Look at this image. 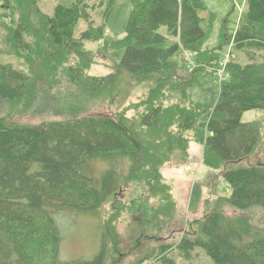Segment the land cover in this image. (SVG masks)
<instances>
[{"label":"trees","instance_id":"16d2710c","mask_svg":"<svg viewBox=\"0 0 264 264\" xmlns=\"http://www.w3.org/2000/svg\"><path fill=\"white\" fill-rule=\"evenodd\" d=\"M118 1L58 0L47 13L42 0H0V264H179L178 258L198 259V249L210 264H264V229L246 214L264 211V160L237 166L259 148L264 154L262 122L242 120L248 111L264 110V0H245L235 26L224 22L211 51L203 46L215 15L204 0H129L124 36L106 49L108 55L124 54L113 74L92 76L94 53L87 47L104 40ZM187 53L195 55L194 74L224 69L213 106L184 99L194 80L178 73ZM122 75L125 86L149 85L138 103H117L126 91ZM105 104L119 111L90 112ZM130 110L136 112L132 118ZM31 112L61 119L39 124L14 119ZM193 136L203 147L202 163L224 179L230 195H216L217 188L206 195L197 184L190 208L199 215L201 202L203 214L181 239L136 245L124 260L118 222L142 191L129 204L121 199L123 192L143 185L149 193L144 201L157 197L159 214L169 216L178 204L162 168L187 164ZM95 159L114 161L116 168L93 180L81 168ZM124 160L131 163L125 173ZM107 207L101 253L89 261L62 262L55 215ZM228 208L239 214H227ZM156 238L139 240L147 244Z\"/></svg>","mask_w":264,"mask_h":264},{"label":"rangeland","instance_id":"374dc122","mask_svg":"<svg viewBox=\"0 0 264 264\" xmlns=\"http://www.w3.org/2000/svg\"><path fill=\"white\" fill-rule=\"evenodd\" d=\"M58 0H42L41 8L49 13V10L54 7ZM208 12L215 15V21L212 32L203 46V49L208 51L213 50L219 45L221 40V30L226 20L229 21V27L235 26L234 22L239 20L240 12L242 11L245 0H204ZM131 13V3L129 0H119L115 10L112 12L110 19L107 23L104 40L98 45L89 44L87 48L93 50L94 64L90 70L92 76H108L115 72L116 61H120L124 51L108 55L106 49L109 42L112 39L121 38L124 36V31L127 26ZM99 23V19H96ZM85 22H81V26L84 27ZM1 31V30H0ZM228 52V48L220 51V60ZM189 54V53H187ZM188 58L192 61L195 60V55L190 53ZM217 56V55H216ZM7 60L19 63V59L15 57H9ZM190 61L181 62L178 67V73L183 78H188L193 75V82L186 87L184 92V99L186 101H193L197 103L213 106L218 98L220 91V78L217 76L215 69L212 67L205 68L201 71H197L194 74L193 71H189ZM193 66L196 69V64L193 62ZM125 76L121 77L122 88H126L125 92H122L121 96L117 99V103L126 107L130 103H138L145 93L148 92L149 85L141 84L132 88L133 85H124ZM178 97L174 101H178ZM123 101V102H122ZM119 110L115 105L105 104L101 107L96 106L91 108V113L94 115H107L114 116ZM49 115H39L34 113H27L25 116H15L14 119L24 123L39 124L45 120L61 119L60 117ZM136 115L135 110H130L127 116L132 118ZM243 122L250 123L255 121H261L263 124L262 133L264 139V110H251L246 112L242 118ZM191 136V135H189ZM203 147L196 140L192 138L190 156L187 164L184 166L176 167L175 163H167L162 168V174L165 181H169L173 186V196L176 200L178 207L175 211H171L170 215H160L157 208L159 207V201L157 197L149 198L146 202L144 199L149 195L146 188L141 185H134L130 189H125L121 199L129 204L137 192H141V198L134 199L133 208L131 211H126L120 217L118 222V232L120 233V245L121 255L124 260H128L133 256L134 247L136 245H155L177 243L182 236V232H185L190 223L195 218L201 217L203 214V207L201 202L197 206L199 213L196 214L195 210L190 208V201L193 193V189L198 184L205 188L204 193L215 191L216 195L229 196L230 190L220 176L216 179L217 175L209 170L203 163ZM264 160V154L259 150L250 157V159L239 163L237 166H249L257 164ZM131 163L128 160H124L121 164L122 170L127 172L130 169ZM110 168H116V164L111 160L95 159L92 160L87 166L81 168V172L93 180L100 181L105 170ZM91 177H90V176ZM91 178V179H92ZM219 180V181H218ZM95 183H99L94 181ZM108 207L101 212H72L69 209H63L55 215L57 227L62 237L60 260L64 263L77 260H93L99 253H101L103 246V234L101 231L102 218L103 220L108 217ZM229 215H237L239 212L233 209L225 210ZM158 216L160 221L157 222ZM251 217L254 225L264 229V211L261 209H254L246 212ZM151 221L159 223L157 227H153ZM151 235L153 238L161 239V241L148 240L147 244H143L145 236ZM140 241V242H138ZM138 242V243H136ZM199 258L188 263L184 259L178 258L179 264H210L211 260L204 254V251L198 249ZM206 256V257H205Z\"/></svg>","mask_w":264,"mask_h":264},{"label":"built area","instance_id":"2783aa9c","mask_svg":"<svg viewBox=\"0 0 264 264\" xmlns=\"http://www.w3.org/2000/svg\"><path fill=\"white\" fill-rule=\"evenodd\" d=\"M188 56V55H187ZM188 57H190V56H188ZM191 62V61H190ZM192 66H193V64H192ZM192 68H194V67H192ZM192 68H191V70H192ZM223 75H224V72H223V70H220L219 71V76H220V79H222L223 78Z\"/></svg>","mask_w":264,"mask_h":264}]
</instances>
